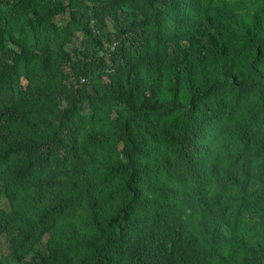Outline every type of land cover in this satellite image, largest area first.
Returning a JSON list of instances; mask_svg holds the SVG:
<instances>
[{
    "label": "trees",
    "instance_id": "1",
    "mask_svg": "<svg viewBox=\"0 0 264 264\" xmlns=\"http://www.w3.org/2000/svg\"><path fill=\"white\" fill-rule=\"evenodd\" d=\"M0 264H264V0H0Z\"/></svg>",
    "mask_w": 264,
    "mask_h": 264
},
{
    "label": "rangeland",
    "instance_id": "2",
    "mask_svg": "<svg viewBox=\"0 0 264 264\" xmlns=\"http://www.w3.org/2000/svg\"><path fill=\"white\" fill-rule=\"evenodd\" d=\"M0 242L1 243H3V248H4V250H3V253L6 255V254H8V251H7V245H6V242H5V240H3L2 238H0Z\"/></svg>",
    "mask_w": 264,
    "mask_h": 264
}]
</instances>
